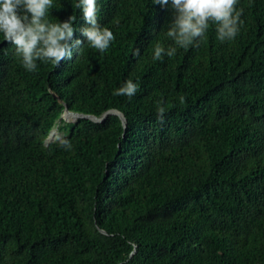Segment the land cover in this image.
I'll return each instance as SVG.
<instances>
[{"label":"trees","instance_id":"obj_1","mask_svg":"<svg viewBox=\"0 0 264 264\" xmlns=\"http://www.w3.org/2000/svg\"><path fill=\"white\" fill-rule=\"evenodd\" d=\"M98 7L115 36L102 54L30 73L0 37V264H264V0H240L234 40L210 25L161 61L170 12ZM51 15L83 25L74 0ZM127 79L136 95L114 96ZM66 107L125 122L68 123Z\"/></svg>","mask_w":264,"mask_h":264},{"label":"clouds","instance_id":"obj_2","mask_svg":"<svg viewBox=\"0 0 264 264\" xmlns=\"http://www.w3.org/2000/svg\"><path fill=\"white\" fill-rule=\"evenodd\" d=\"M55 2L56 0H0V37L12 46L14 55L27 72H35L38 62L58 66L62 61L71 60L73 49H79L84 44L102 54L115 40L112 30L98 23L99 0H74L75 8L82 13L83 25L79 29L74 27V15L63 21L50 19ZM151 2L153 6L158 5L160 9L171 13L165 35L172 44L165 47L157 41L152 48V59L155 61L173 57L177 49L199 47L210 25L214 26L216 39L221 43L234 40L243 25V9L237 7L240 0ZM138 89V82L127 79L113 90V95L131 99ZM179 101L184 103L185 97L180 96ZM156 111L158 119L163 123L166 107L157 102ZM50 136L47 143L51 140Z\"/></svg>","mask_w":264,"mask_h":264},{"label":"water","instance_id":"obj_3","mask_svg":"<svg viewBox=\"0 0 264 264\" xmlns=\"http://www.w3.org/2000/svg\"><path fill=\"white\" fill-rule=\"evenodd\" d=\"M65 112H69L67 108H66ZM69 113H71V112H69ZM72 114H73V113H72ZM76 115H80V114H76ZM110 115H117V116H119V117L121 118V120H122L123 122H125V118L123 117V115H122L121 113L116 112V111H109V112H107L102 118H96V117H93V116H87V115H81V118H82V119H90V120H92V121H95V122H98V123H102V122H104V120H105L108 116H110ZM132 255H133V254H132Z\"/></svg>","mask_w":264,"mask_h":264},{"label":"rangeland","instance_id":"obj_4","mask_svg":"<svg viewBox=\"0 0 264 264\" xmlns=\"http://www.w3.org/2000/svg\"><path fill=\"white\" fill-rule=\"evenodd\" d=\"M66 113H67V112L64 111V113H63V115L61 116V118H66V119H68V121H65V122L70 123L69 121H72V120H71L70 118H68V117L65 116ZM73 121H74V120H73ZM73 121H72V122H73ZM54 132H55L54 136H52V137L50 136V137H51V140L48 141L49 143H50L52 140H54V139H56V140L59 139V137H60L59 135H62V134L59 132V130H58V126H57L56 128L53 129L52 133H54ZM56 137H57V138H56Z\"/></svg>","mask_w":264,"mask_h":264},{"label":"bare ground","instance_id":"obj_5","mask_svg":"<svg viewBox=\"0 0 264 264\" xmlns=\"http://www.w3.org/2000/svg\"><path fill=\"white\" fill-rule=\"evenodd\" d=\"M69 110V109H68ZM66 117H68V118H70L71 120H76V121H73V123H75V122H77L79 119H81V115H76V114H72V113H69V112H67L66 113V115H65ZM66 119V118H65ZM78 119V120H77ZM68 120V119H67ZM53 131V130H52ZM52 134V135H51ZM51 137L52 136H54V134H55V132L54 133H52L51 132Z\"/></svg>","mask_w":264,"mask_h":264}]
</instances>
